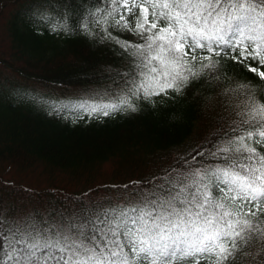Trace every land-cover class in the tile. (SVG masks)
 Segmentation results:
<instances>
[{
  "label": "snow or ice",
  "instance_id": "obj_1",
  "mask_svg": "<svg viewBox=\"0 0 264 264\" xmlns=\"http://www.w3.org/2000/svg\"><path fill=\"white\" fill-rule=\"evenodd\" d=\"M84 6V33L111 42L126 65L91 100L55 103L17 93L47 105L49 115L64 112L77 123L135 113L141 103L174 98L193 80L220 79L226 59L264 83V0H84ZM253 88L251 78L223 88L229 119L206 153L194 152L197 167L129 181L122 186L127 201L116 206L81 199L47 221L0 217V264H237L249 256L264 264V100Z\"/></svg>",
  "mask_w": 264,
  "mask_h": 264
},
{
  "label": "trees",
  "instance_id": "obj_2",
  "mask_svg": "<svg viewBox=\"0 0 264 264\" xmlns=\"http://www.w3.org/2000/svg\"><path fill=\"white\" fill-rule=\"evenodd\" d=\"M87 11L84 0H0V217L47 221L81 199L123 204L128 197L122 186L129 181L198 166L192 155L206 153L207 141L229 119L227 84L251 78L255 95L264 100L259 77L229 59L220 79L201 77L174 98H156L135 113L102 120L72 123L64 112L49 115L47 105L20 100L17 93L55 103L98 98L124 69L117 47L84 33ZM56 24L69 30L56 34ZM113 34L139 42L130 32ZM237 264L257 262L249 256Z\"/></svg>",
  "mask_w": 264,
  "mask_h": 264
},
{
  "label": "rangeland",
  "instance_id": "obj_3",
  "mask_svg": "<svg viewBox=\"0 0 264 264\" xmlns=\"http://www.w3.org/2000/svg\"><path fill=\"white\" fill-rule=\"evenodd\" d=\"M5 48V42L3 40H0V51H3Z\"/></svg>",
  "mask_w": 264,
  "mask_h": 264
}]
</instances>
